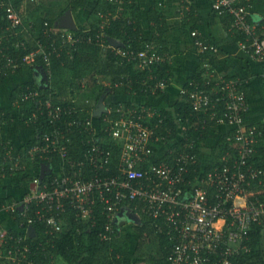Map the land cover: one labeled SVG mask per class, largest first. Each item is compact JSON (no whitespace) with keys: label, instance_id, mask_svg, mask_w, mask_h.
I'll use <instances>...</instances> for the list:
<instances>
[{"label":"crops","instance_id":"crops-1","mask_svg":"<svg viewBox=\"0 0 264 264\" xmlns=\"http://www.w3.org/2000/svg\"><path fill=\"white\" fill-rule=\"evenodd\" d=\"M4 1L6 3L9 1L21 18L20 25L17 28H12L11 22L6 18L5 6L0 7V33L3 34L5 41L8 42L6 46L9 50L11 48H22V50L29 51L28 53H30L32 50L35 51L39 44H42L43 47L50 48L52 55L56 56H60V54L66 50L64 46L68 34L74 35V32L78 28H87V19L97 2V0H88L83 7L74 13L70 9L65 10L63 14L57 17L53 25L45 22L42 26V36H39L38 34L40 32L38 34L36 31L34 32L35 27H33V23L31 22L32 18H30L27 11V5L29 3L41 4V0ZM236 1L237 3L242 2V0ZM129 2V0H124L122 5H117L120 8L122 7V11L125 6L129 5ZM153 3H156L157 6L162 9L166 22L162 41L156 38L158 34L153 35V33L149 31L150 24L147 20V11ZM67 4L68 2L66 0L64 5L66 6ZM138 4V17L143 33L148 39L144 44L150 45L159 55L167 59L160 65H168L169 72L167 76L157 77L153 70H151L152 72L147 71V75L144 79H148L151 73L155 76L156 80L166 79L167 88L163 92H158L156 95L149 94L139 96L136 90L127 85L128 92H122L124 96L119 97V93H117L111 98L108 97L107 94H103L98 103L93 107L94 102L92 100V103L89 105L80 104L76 92L73 95L67 94V101L70 103L64 104L55 102V99L48 91L52 77L50 72L51 62L46 64L44 68L36 61L33 67H27L31 68L30 72L16 74L21 70L19 69L13 73L11 71H6V74L0 76V79L4 78L0 86L4 85L6 82L12 85L9 98L11 97L12 90L21 84L34 81L35 86L27 85L16 98L12 99L13 101H10L9 108H5L0 104V145H3L5 149L11 152L9 156L3 154L0 159V264H33L32 257L34 255V250H39L38 248L42 246V243H39L38 248L34 247V242L41 241L42 236L44 237L45 235H49L52 238L54 236L57 237L62 230L61 228L60 232H52L53 230L47 229L44 225L46 229L41 232L42 236L40 237V232L37 231V229L40 228L42 224L40 222L34 224L28 222V218L35 217V211L37 210L36 205L30 208L25 217L19 216L16 213H8L4 210V207L8 205L20 204L23 197L30 193L28 190L25 192L24 190H19L21 189V184L24 179L28 177L25 180L26 182L30 180L33 181L36 177L45 178L46 180L53 179L55 175L63 169L64 173L67 175H73L76 178L82 177L85 180L92 179L94 176L93 168L84 156L78 161H72L70 158L67 147L70 148L73 135L81 137L86 147L91 144L93 139L101 138L103 140L102 147L112 149L113 155L111 158L114 157L118 160L121 144L118 146V153H115L114 148L116 144H104L107 137L103 136L99 130L104 126L111 125V120L119 119L120 116L127 111V109H124L122 106V102L132 103L133 105L130 108L143 105L159 110L164 109L170 112H173L176 103H182L190 108L191 111L189 113L173 114V121L176 125V129L172 142L170 143L172 147L164 148L160 143L156 144L154 146V156L151 161L157 165L167 164L174 168V166H177L176 159L178 156L182 155L189 157L192 162L190 164L187 163L185 166V168L188 169V173L186 172L184 175L185 180L183 188H185L187 184V186L190 185L192 187L197 183L198 178H204L207 172L220 167L223 163L222 159L224 155L228 160H232L235 156L238 144L234 138L231 139V141L229 140V138H232L234 135L235 130L229 125L219 124L211 120L210 117L221 116L224 111L221 95L218 93V87L213 81H219L221 77L238 79L241 82V90L246 97L247 111L245 121L250 127L256 128V131L260 130L262 134L255 145V153L251 163L255 167L264 169V60L254 59L240 48L239 43L245 41V35L234 30L230 16H220L213 11L212 0H138ZM56 7L57 6H55V8ZM55 11H57V8ZM108 14L111 13L109 12ZM108 14L101 13L100 17L102 18V16ZM31 15H35L33 9H31ZM113 16L115 15L111 14V18ZM251 19L264 31V0H253ZM17 30H20L21 33L16 34L15 32ZM192 31L198 33L199 38L205 45H212L216 50L208 49L205 52H201L193 43L194 40L191 37ZM53 34H56L55 39L52 37ZM60 35H62L63 44L58 41ZM20 37H23V40ZM108 42V46H106L104 42L100 46L103 47V49L112 48L116 51L120 46H123L120 42L113 39H109ZM30 44L32 48L29 50ZM66 45L69 48L68 53H70L71 44L67 43ZM9 50L0 49L1 54H4L6 57L11 56L8 54ZM159 50H161V52H159ZM25 54H27V52ZM17 58L20 57L17 56ZM207 67L214 70L215 78L209 79L211 84L206 85L207 87L205 88L202 86L205 84V78L207 76L205 71ZM17 77H20V80L15 79ZM103 81H105L104 86L109 90L111 83L108 82L106 78ZM123 81L124 80L121 78V81L115 83L113 87H122ZM191 84H193L192 89L195 85L200 84L203 89H206L210 93L212 102L210 109L208 108L206 111H194L191 109L192 106L188 96L180 93L183 89L191 91ZM85 85L86 81L83 80L81 82V87L84 88L83 90L86 89ZM83 90L81 93H83ZM33 92H38L41 103L44 102V107L34 100L21 101L20 97H22L24 93H29L31 96ZM124 99L126 100L124 101ZM82 100L88 101L90 99ZM100 100H102V103L106 106V111L99 115L97 110L99 109L98 105ZM46 102L61 107L62 112L60 118L56 122H53L52 117L48 116V110L45 108ZM23 103H27V105L25 107H20V104ZM114 103L120 104L114 107L112 106ZM172 104L173 106H171ZM11 109H13V111H11ZM117 111H120V113ZM113 113L115 114V118L111 117ZM95 119L100 120L98 121ZM85 120H90L91 124L87 126ZM39 127L42 128L39 129ZM56 127H59L62 133L55 139L54 133ZM35 129H37V132ZM207 129L209 132L208 137L203 140V133H205ZM160 133L158 134L166 135ZM46 135L51 137L49 142L44 141ZM223 137H226V140L229 141V150L225 154L223 152L221 158H218V160H216L217 162H215L213 160L216 153L220 150L218 142L221 141L220 138ZM56 145H65L67 150L66 161H55L56 156L60 157L59 151L55 150ZM38 146L42 148L39 158L31 159L30 152L32 148ZM195 149L197 152L194 151ZM149 163L145 164L143 168L148 167ZM30 164L35 165L31 166ZM109 164L110 162L106 165L109 171L107 173H105V171H100L101 176L115 173L118 161L115 165V169H111ZM33 166L36 167L35 171ZM44 169H47L48 172H42ZM191 174L192 176L190 177ZM13 181L14 183H9ZM34 188L35 186L33 189ZM246 194V197H249L251 200L264 201V177L252 182L248 186ZM237 202L242 203V200L238 199ZM124 204L127 209H125L124 217L119 218L121 223L123 224L126 218L135 219L134 225L132 226L134 239L131 240L128 235L132 250L135 251L137 243L135 227L142 224L141 215L144 214L150 221L151 230H155V232L152 235L145 234L146 238L144 239L146 246L143 244L141 249L136 252L141 257L145 258L147 263L153 264L148 258V254L151 251L147 248L151 249L154 245H159L161 240L158 235L162 234L164 237H168L172 243V246L170 243V247L167 250V255H170L173 247L174 235L163 219L154 218L149 213L145 201L128 200L124 202ZM69 215L76 218L72 211L67 210L65 214L60 215L61 224L66 221ZM116 232L111 236L110 240L105 242H112L119 234L118 231ZM261 235V253L258 254L260 257L257 258L254 255V259L252 260V262L256 264H262L264 261V222L262 223ZM118 245L121 246L122 244L118 243ZM17 250H20L22 254L17 253ZM43 250L44 249L41 248V251ZM111 253L112 248L110 247L108 254L110 255ZM248 254H252V250ZM7 256H9V259H7ZM55 257L57 256L55 255ZM166 264H169L168 259Z\"/></svg>","mask_w":264,"mask_h":264},{"label":"built area","instance_id":"built-area-1","mask_svg":"<svg viewBox=\"0 0 264 264\" xmlns=\"http://www.w3.org/2000/svg\"><path fill=\"white\" fill-rule=\"evenodd\" d=\"M108 1L122 5L124 0ZM2 6H5L6 18L11 22V27L17 28L21 18L16 9L9 1L6 3L0 0V7ZM251 8V0H242L241 3L236 0H212L213 11L220 16H230L234 30L245 35V41L239 43L240 48L254 59L264 60V31L252 21ZM110 16L111 14L102 16L101 29ZM15 33L19 34L21 31L17 30ZM100 37H103V34ZM191 37L201 52L216 50L212 45H205L197 32L192 31ZM3 40V34L0 33V44ZM66 41L73 45L77 39L68 34ZM99 44H103V41ZM4 49L9 48L2 47V50ZM116 52L140 71L152 72L155 66L167 60L147 44H143L138 50L119 48ZM51 55V49L43 47L42 44H39L35 51L32 50L20 58L6 57L0 51V76L6 74V71L13 73L25 67H33L38 57H42L46 65L50 62ZM205 72L207 76L202 87L206 88V85L211 84L209 79L215 78V72L209 67ZM213 82L218 87L224 111L221 116H211L210 119L232 127L235 132L229 140L234 138L238 145L234 160H228L224 155L222 165L207 172L204 178H198L197 183L190 189L183 188L184 175L188 173L185 166L192 162L189 157L178 156L177 166L174 168L167 164L157 165L151 161L154 146L166 142L165 139L172 131L164 127L166 135H159L157 130L163 128L166 117L157 108L140 105L127 109L119 119L111 120V125L99 130L103 136L114 141V144H121L118 166L114 174L100 175V171H109L106 165L110 162L113 150L102 147L103 140L99 136L101 140L93 139L84 154L94 171L92 179L85 180L82 177L67 175L64 169L53 179L36 177L33 179L35 188L23 197L21 203L8 205L4 210L25 217L30 208L36 205L35 217L28 218V222H40L47 229L53 230L52 232H60V215L65 214L67 210L72 211L77 219L91 225L95 223V214L100 212L105 216L106 222L99 236L101 240L107 241L116 232L113 224L118 225L119 218L124 217L127 209L124 202L142 200L147 203L149 213L154 218H162L174 235L172 251L167 257L169 264H247L242 259L243 255L251 251V229L253 225H262L264 222V201L246 197L248 186L264 177V169L251 163L255 145L262 134L245 121L247 104L241 90V82L226 77ZM190 86L191 91L183 89L180 93L188 96L191 109H210V93L200 84L195 85L193 89V84ZM166 88L167 80H156L151 73L148 79L142 81L141 92L156 95ZM20 99L34 100L44 107L38 92H33L31 96L24 93ZM45 108L53 122L60 118V106L46 102ZM85 124L89 126L90 120H85ZM61 133L62 130L56 127L55 139ZM50 140L49 135L44 137V141ZM41 149L39 146L32 148L30 158H39ZM55 150L59 151L61 160L66 161L65 145H56ZM10 153L0 145V159L3 154L9 156ZM147 163L149 166L143 168ZM238 199H241L242 203L237 202ZM44 210L50 214H44ZM17 253L22 254L20 250H17Z\"/></svg>","mask_w":264,"mask_h":264},{"label":"trees","instance_id":"trees-1","mask_svg":"<svg viewBox=\"0 0 264 264\" xmlns=\"http://www.w3.org/2000/svg\"><path fill=\"white\" fill-rule=\"evenodd\" d=\"M65 1L66 0L63 2L60 0H41V4L29 3L27 5V11L30 18H32L31 22L33 23V27H35L34 32L36 31L37 34L40 32L38 35L42 36V26L45 22L53 25L56 22L57 17L63 14L65 10L70 9L74 13L83 7L88 0H67L68 4L66 6L64 5ZM251 2H253V0H251ZM55 6H57V11H55ZM31 9H33V13L35 14L33 16L31 15ZM138 11V0H131L129 5L125 6L122 11L116 3L107 0H97L87 19V28H78L74 32V37L77 41L72 46L70 45V53H68L69 48L66 45L69 42L65 40L64 47L66 50L62 52L60 56L51 55L49 58V61L51 62L50 72L52 77L48 91L55 99V102L64 104L70 103L67 101V94L73 95L76 92L78 95L81 94L80 97L90 99L94 102V105H96L103 94H107L108 97L111 98L117 93H119V97L124 96L122 95V92H128V86L136 90V93L139 96L148 94L141 92L142 81L146 77L147 71L138 70L133 63L126 62V59L118 54L116 50H113L112 48L103 49L99 44L100 41H103L104 44L108 46V40L113 39L123 45L122 47H119L121 49H141L142 45L147 42L148 39L143 33L138 17ZM109 12L112 15H115V18H109L107 23L104 24L101 29L103 19L100 17V14H108ZM147 20L150 24L149 31L153 33V35L158 34L156 38L162 41L166 22L162 9L158 7L156 3H153L148 9ZM101 34H103V37H100ZM55 35L56 34H53V39H55ZM98 37H100V40ZM20 38L23 40V37ZM58 41L63 44L62 35L58 37ZM6 44H8V42L3 40L0 44V49L5 47ZM31 48L32 45L29 46L28 49L30 50ZM26 52L28 53L29 51H24L22 48H11L8 51V54L11 55V57H22ZM159 52H161V50H159ZM36 60L40 65L43 67L45 66V61L42 57H38ZM30 70L31 68L26 67L19 70L16 74L27 73L30 72ZM153 71L157 77L167 76L169 73L168 65L155 66ZM105 78L111 83L109 90L100 83ZM121 78L124 80L122 82V87L114 88L113 85L120 82ZM3 80L4 78H1L0 83H2ZM83 80L86 81L85 90L81 87V82ZM27 85L35 87L34 81L26 82L17 86L11 92V99L9 98L10 101H13L12 99L16 98ZM82 90L83 93H81ZM118 104L120 103H114L112 106L117 107ZM122 104L124 109H128L133 105L128 102H122ZM26 105L27 103H23L20 104V107H25ZM174 107L173 112L164 109L160 110L162 115L166 118L162 126L163 128L157 130V133L161 132L166 134V128H170L172 131V134L165 139L166 142L161 143V146L164 148L172 147L170 143L172 142L176 129V125L173 121V114H185L191 111L188 106L183 105L182 103H176ZM111 117L115 118V114L113 113ZM95 120L99 121L100 119ZM41 128L42 127H39V129ZM35 131L37 132V129H35ZM208 133L207 129V131L203 133V140L208 137ZM220 140L221 141L218 142L220 150L216 153L213 160L215 162H217L216 160H218V158H221L223 152L225 154L229 150V141L226 140V137L220 138ZM83 142L84 141L81 137L73 135L70 148L67 147L72 161H78L84 156L88 147H86ZM108 143L112 144L114 141L107 137L104 144ZM118 146L119 145L116 144V149L114 148L115 153H118ZM194 151L197 152L196 149ZM55 161L62 160L60 157L56 156ZM117 161L118 160L114 157L110 159L109 165L111 169H115ZM191 176L192 174L190 177ZM187 185L185 188L188 190L191 186ZM43 212L44 214H50L46 210ZM51 212L55 213V211ZM141 218L142 224L135 227L137 243L135 251L131 250V257L139 256L136 251L140 250L143 244L146 246L144 239L146 238L145 234L152 235L155 232V230H151L150 221L144 216V214L141 215ZM105 222V216L101 215L100 212L95 214V223L93 225L69 215L66 218V221L61 225L62 230L60 234L53 238L49 235L42 236L41 232L46 229L44 224H42L40 228L37 229V231L40 232L39 236H42V240L35 241L33 244V246L37 248L39 243H42V246L38 248L39 250H34V255L32 257L33 264H123V254L130 249L129 236L125 232L121 233L123 224L120 220L119 225L113 224L114 228H117L119 233L117 237L112 242L102 241L99 233L103 231ZM261 230L262 225H253L251 229L249 245L252 254H245L242 259V261H245L248 264H256L252 262L254 255L257 258L260 257L258 254L261 253ZM158 236L161 242L159 245L151 247V249L147 248L151 251L148 254V258L153 264H166L168 256L167 250L169 249L171 242L168 237H164L162 234H159ZM118 243H121L122 245L119 246ZM110 247L112 248V253L109 255L108 250ZM41 248L44 250L41 251ZM55 255L57 257H55ZM262 264H264V261Z\"/></svg>","mask_w":264,"mask_h":264},{"label":"rangeland","instance_id":"rangeland-1","mask_svg":"<svg viewBox=\"0 0 264 264\" xmlns=\"http://www.w3.org/2000/svg\"><path fill=\"white\" fill-rule=\"evenodd\" d=\"M60 1L63 2L64 0H60ZM259 1H261V0H259ZM15 79L20 80V77H17ZM100 83L104 86L105 81L102 80ZM11 86L12 85H10V83H8V82H6V83H4V85L0 86V104L3 107H5V108H9L10 107L9 94H10V91H11ZM77 98L79 99V103L80 104L89 105L90 103H92L91 100H88V101L82 100V99H87V98L80 97V94L79 95L77 94ZM124 100H126V99H124ZM94 106L95 105H93V107ZM171 106H173V104ZM11 111H13V109H11ZM30 165L32 166V165H35V164H30ZM33 168H34V171H35L36 167L33 166ZM42 172H48V170L44 169ZM42 172H40V173H42ZM25 180L26 179H24V181L22 182L21 189H19V190L20 191L24 190V192L28 190V191L31 192V190H33V187L35 185L33 184V181L30 180V181L26 182ZM9 183L10 184L14 183V181L13 182H9ZM27 183H28V187H27ZM134 222H135V219L126 218V221H124V223H123L124 226H123L122 232H121V233H123V232L127 233L130 236L131 240L134 239L133 227H132L134 225ZM131 247H130V249L127 252H124V254H123V257H122L123 264H149V263L146 262V259L141 257L140 255L137 256V257H131V254H132L131 253V250H132Z\"/></svg>","mask_w":264,"mask_h":264},{"label":"water","instance_id":"water-1","mask_svg":"<svg viewBox=\"0 0 264 264\" xmlns=\"http://www.w3.org/2000/svg\"><path fill=\"white\" fill-rule=\"evenodd\" d=\"M112 42H114V41H112ZM98 107H99V109L97 110V112L99 113V115L106 111V106L102 103V100H100Z\"/></svg>","mask_w":264,"mask_h":264}]
</instances>
